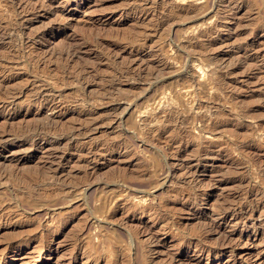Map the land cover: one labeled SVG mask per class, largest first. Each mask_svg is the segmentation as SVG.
Masks as SVG:
<instances>
[{
	"label": "rangeland",
	"instance_id": "1",
	"mask_svg": "<svg viewBox=\"0 0 264 264\" xmlns=\"http://www.w3.org/2000/svg\"><path fill=\"white\" fill-rule=\"evenodd\" d=\"M0 264H264V0H0Z\"/></svg>",
	"mask_w": 264,
	"mask_h": 264
},
{
	"label": "bare ground",
	"instance_id": "2",
	"mask_svg": "<svg viewBox=\"0 0 264 264\" xmlns=\"http://www.w3.org/2000/svg\"><path fill=\"white\" fill-rule=\"evenodd\" d=\"M227 209V208H226ZM223 212V211H222ZM241 218V217H240ZM238 220V219H237ZM182 245V244H181ZM203 246V245H202ZM227 247V246H226ZM223 248V247H222ZM204 250V249H203ZM201 252V251H200ZM224 252V250H221L220 252L216 253V254H213L212 256L213 257H216V256H221L222 253Z\"/></svg>",
	"mask_w": 264,
	"mask_h": 264
}]
</instances>
